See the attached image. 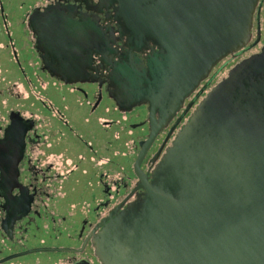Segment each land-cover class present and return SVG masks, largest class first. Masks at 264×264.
I'll use <instances>...</instances> for the list:
<instances>
[{
    "label": "flooded vegetation",
    "instance_id": "obj_1",
    "mask_svg": "<svg viewBox=\"0 0 264 264\" xmlns=\"http://www.w3.org/2000/svg\"><path fill=\"white\" fill-rule=\"evenodd\" d=\"M117 7L110 0H0V264H102L96 245L105 223L139 209L153 188L175 194L167 149L228 70L264 48L258 0L247 44L213 65L181 103L132 104L117 68L130 50L146 65L159 46L133 37ZM57 18L66 37L52 32ZM72 23L91 32V42L69 37ZM61 39L88 55L74 81L58 75V66L70 64L55 49Z\"/></svg>",
    "mask_w": 264,
    "mask_h": 264
},
{
    "label": "water",
    "instance_id": "obj_2",
    "mask_svg": "<svg viewBox=\"0 0 264 264\" xmlns=\"http://www.w3.org/2000/svg\"><path fill=\"white\" fill-rule=\"evenodd\" d=\"M257 1L110 0L133 37L159 46L146 65L127 52L117 68L121 91L132 104L181 103L213 65L247 44ZM60 19L52 32L66 37ZM69 26V37L91 42V32ZM81 48L57 42L70 62L58 75L74 81L85 74ZM163 162L175 194L153 188L139 209L110 218L96 245L101 263L264 264V48L233 65L200 100Z\"/></svg>",
    "mask_w": 264,
    "mask_h": 264
},
{
    "label": "rangeland",
    "instance_id": "obj_3",
    "mask_svg": "<svg viewBox=\"0 0 264 264\" xmlns=\"http://www.w3.org/2000/svg\"><path fill=\"white\" fill-rule=\"evenodd\" d=\"M223 74V72L221 73V75Z\"/></svg>",
    "mask_w": 264,
    "mask_h": 264
}]
</instances>
